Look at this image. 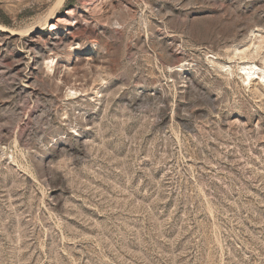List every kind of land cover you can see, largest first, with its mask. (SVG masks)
I'll return each instance as SVG.
<instances>
[{
  "label": "rangeland",
  "instance_id": "rangeland-1",
  "mask_svg": "<svg viewBox=\"0 0 264 264\" xmlns=\"http://www.w3.org/2000/svg\"><path fill=\"white\" fill-rule=\"evenodd\" d=\"M253 63L264 0H0V264H264Z\"/></svg>",
  "mask_w": 264,
  "mask_h": 264
},
{
  "label": "bare ground",
  "instance_id": "bare-ground-1",
  "mask_svg": "<svg viewBox=\"0 0 264 264\" xmlns=\"http://www.w3.org/2000/svg\"><path fill=\"white\" fill-rule=\"evenodd\" d=\"M240 68H242L241 70L244 75H246V80H248L250 83L252 82L254 77L262 78V76L264 75V69L254 63L251 65H242V67Z\"/></svg>",
  "mask_w": 264,
  "mask_h": 264
}]
</instances>
